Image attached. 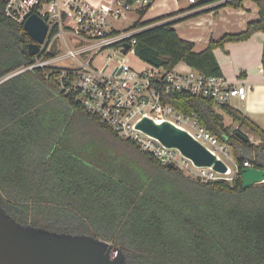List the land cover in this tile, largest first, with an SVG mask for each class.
Instances as JSON below:
<instances>
[{"label":"trees","instance_id":"16d2710c","mask_svg":"<svg viewBox=\"0 0 264 264\" xmlns=\"http://www.w3.org/2000/svg\"><path fill=\"white\" fill-rule=\"evenodd\" d=\"M244 1L197 0L191 8L216 2L222 3L204 11L240 8ZM251 1L259 7L258 19L242 32L211 40L200 52L178 34L177 20L165 21L176 13L143 20L151 5L140 8L132 29L148 27L135 35V54L152 66L173 69L183 62L207 76H223L214 50L264 33V0ZM5 7L6 0H0V81L38 57L59 53L55 41L50 52L32 55L33 40ZM262 65L264 71V46ZM59 70L33 67L0 84V204L13 218L106 240L121 248L128 264H264V182L243 188L241 177L246 161L264 167L259 124L230 105L217 108L213 99L174 95L167 101L194 112L221 140L230 137L226 114L260 142H245L237 130L231 135L239 169L232 181L202 182L125 140L142 156L132 171L126 163L96 159L97 145L78 142L75 117L106 127L61 91L55 79Z\"/></svg>","mask_w":264,"mask_h":264},{"label":"built area","instance_id":"2783aa9c","mask_svg":"<svg viewBox=\"0 0 264 264\" xmlns=\"http://www.w3.org/2000/svg\"><path fill=\"white\" fill-rule=\"evenodd\" d=\"M155 0H110L105 4L93 5L85 0H6V15L15 22L24 24L29 16L38 14L49 26L46 41L41 50L48 53L54 42L62 38L68 48L66 55L59 53L49 59L38 57L37 62L22 70L50 65L60 68L55 76L61 91L79 104L88 114L98 118L106 128L120 138L135 142L141 150L150 152L162 165L172 164L179 154L184 162L192 166L197 179L202 182L219 180L232 181L239 169H232L228 159L234 162L229 143L230 137L221 140L216 134L202 126L194 112L188 113L167 101L178 94L210 98L216 107L230 105L235 98L246 100L248 88L230 83L223 76H207L192 67L167 69L152 66L140 59V67L133 66L130 54L135 55V35L147 28L140 27L123 33L115 32L111 19L127 16L135 7L145 8ZM194 4L197 0H188ZM54 29L56 32L53 34ZM78 40V47L68 46L67 34ZM130 48L123 53V45ZM116 45L121 60L107 63L102 68L93 66L94 55L109 46ZM93 52L84 60L80 55ZM63 58L72 59L75 64L63 66ZM151 118L156 124L170 122L186 130L196 140L206 146L227 165L225 173L212 167H197L184 157L179 150L165 147L157 138L137 128L144 118ZM245 134L249 140L258 144L260 139L239 126L235 129ZM176 166V165H175ZM244 166H252L249 161ZM178 167V166H177Z\"/></svg>","mask_w":264,"mask_h":264},{"label":"water","instance_id":"95a60500","mask_svg":"<svg viewBox=\"0 0 264 264\" xmlns=\"http://www.w3.org/2000/svg\"><path fill=\"white\" fill-rule=\"evenodd\" d=\"M24 29L33 40L32 55H37L46 41L49 26L44 18L32 14L25 21ZM122 52L130 45L125 43ZM15 72L0 84L22 73ZM137 128L157 138L165 147L173 148L191 160L197 167H212L225 173L228 165L196 140L189 132L170 122L156 124L144 117ZM245 142L249 138L238 132ZM175 167L174 164H169ZM242 187L248 188L264 182V167L244 166L241 169ZM0 264H128L121 248L111 242L89 234H71L51 231L43 227L24 225L13 218L0 204Z\"/></svg>","mask_w":264,"mask_h":264},{"label":"crops","instance_id":"0c3cea01","mask_svg":"<svg viewBox=\"0 0 264 264\" xmlns=\"http://www.w3.org/2000/svg\"><path fill=\"white\" fill-rule=\"evenodd\" d=\"M85 1L98 5L108 3L110 0ZM221 3H210L191 8L188 0H155L143 20L176 13L165 21L177 20L175 28L178 34L193 42L194 50L200 52L208 47L211 40H219L228 33L242 32L250 21L257 20L259 17V7L251 0L244 1L240 8L220 6L211 11H204ZM263 46L264 33L256 32L250 39L241 42H228L223 48L215 49L214 53L221 66L223 77L230 83L244 85L248 88L247 99L235 98L231 106L247 115L264 129ZM182 64H184L182 67H188L185 63L182 62ZM83 124L88 126L92 124L95 129L109 135L115 143L126 146L127 151L126 149L120 151L109 145V142L101 140L96 146L97 149L94 150L96 159H103L116 165L123 162L127 164V168L132 171L136 170V160L140 157L142 159V156L137 152L135 146L127 141L123 142V139L115 136L97 122L86 121Z\"/></svg>","mask_w":264,"mask_h":264},{"label":"rangeland","instance_id":"374dc122","mask_svg":"<svg viewBox=\"0 0 264 264\" xmlns=\"http://www.w3.org/2000/svg\"><path fill=\"white\" fill-rule=\"evenodd\" d=\"M185 2H187V1H185ZM139 19H140V14L138 12V7H135L134 9L127 12V16L125 18H120L117 20L111 19L110 24H111L113 29H115L116 31H118L120 33H123L127 30H131L132 27L134 26L135 22ZM66 37H67L69 47H71V48H77L78 47V40L73 35L68 33L66 35ZM56 42H57L56 47L59 50V55L61 57H63L64 55L67 54L68 48H67V46H66V44L62 38L57 39ZM92 54H93V52H89L88 54H84V55H80V56H81V58L86 60L90 56H92ZM117 54H118L117 46L116 45L109 46L108 48L101 51L99 54L94 55L93 66L97 67V68H102L107 63H111V62L115 61V58H119L121 60L122 56H120V55L116 56ZM129 56L132 59L131 63L134 61L133 66H135L136 68H139L140 62L138 61L137 56L132 55V54H130ZM60 64L63 66H70V65L75 64V63L72 59L63 58L62 61L60 62ZM182 66H184V64H182V63H179L177 65L178 68H182ZM224 118H225V125L229 126V128H230V132H229L230 140H229V142L231 145V142H232L231 135L236 131L235 129L239 125L237 123L233 122L232 119L226 114L224 115ZM73 120H74V124H75V125H73V128H75L76 135H77L76 138L80 144L81 143L88 144V145L93 144V146H96V145H98V143L101 140H103L107 143L109 142V145H111L114 149H119L120 151H123L126 149V146H124L122 144L119 145V144L115 143L113 140H111L109 135L103 134L102 131L95 129L92 124L89 126L85 125V124H83L84 122L81 121L78 117H75ZM121 139H123V138H121ZM123 140H124L123 142H126L125 139H123ZM231 150H232V152L234 151L232 145H231ZM126 151H127V149H126ZM247 156L248 157H256L255 153L250 152V151L247 152ZM233 157H234V154H233ZM228 162H229L230 166L232 167V169L235 170L236 169L235 159H234V162L228 159ZM172 164L178 166L186 175H189L193 178H196L195 174H194V169L192 168V166H190L186 162H184V160L182 159V157L179 154H177V159L175 161H173Z\"/></svg>","mask_w":264,"mask_h":264}]
</instances>
